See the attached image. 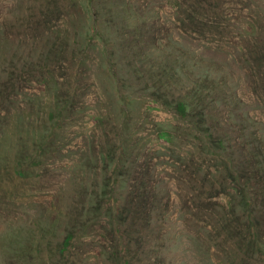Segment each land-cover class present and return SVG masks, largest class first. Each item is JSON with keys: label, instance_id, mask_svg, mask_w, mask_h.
Instances as JSON below:
<instances>
[{"label": "rangeland", "instance_id": "1", "mask_svg": "<svg viewBox=\"0 0 264 264\" xmlns=\"http://www.w3.org/2000/svg\"><path fill=\"white\" fill-rule=\"evenodd\" d=\"M0 264H264V0H0Z\"/></svg>", "mask_w": 264, "mask_h": 264}]
</instances>
